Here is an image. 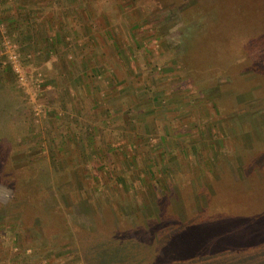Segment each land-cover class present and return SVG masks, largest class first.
<instances>
[{
  "label": "rangeland",
  "instance_id": "obj_1",
  "mask_svg": "<svg viewBox=\"0 0 264 264\" xmlns=\"http://www.w3.org/2000/svg\"><path fill=\"white\" fill-rule=\"evenodd\" d=\"M42 3L70 45L44 116L0 67V264H264V0Z\"/></svg>",
  "mask_w": 264,
  "mask_h": 264
},
{
  "label": "crops",
  "instance_id": "obj_2",
  "mask_svg": "<svg viewBox=\"0 0 264 264\" xmlns=\"http://www.w3.org/2000/svg\"><path fill=\"white\" fill-rule=\"evenodd\" d=\"M54 9V6H50L47 11L42 0H0L1 27H5L8 34L13 32V34L11 33L12 38L14 34L18 36L21 33V38L18 36L20 44H17V48L24 65L26 59L33 58V60H37L38 64L35 66L37 68H33L34 70L32 71L40 72L45 82L43 91H46V83L48 82L53 87V94L57 92L58 84L61 85L62 82L56 80L57 73L48 62L58 56L61 59L62 52L70 45V38L62 24L63 20L68 18L67 15L69 16V13L65 11L60 12L64 13V15H58L59 12ZM74 65L76 70H61L59 78L63 77V75H66L65 77L69 76L68 83L70 87L67 89L68 91L66 89L63 91L66 101H69V106L74 103L77 107H83L85 97L80 94V90L77 87H79L80 78H82L85 70H81L77 63ZM64 80L63 84H66ZM48 94L50 96L51 91ZM55 96L58 97L59 95ZM54 107L58 108L59 106Z\"/></svg>",
  "mask_w": 264,
  "mask_h": 264
},
{
  "label": "built area",
  "instance_id": "obj_3",
  "mask_svg": "<svg viewBox=\"0 0 264 264\" xmlns=\"http://www.w3.org/2000/svg\"><path fill=\"white\" fill-rule=\"evenodd\" d=\"M17 44L6 34L0 40V67L14 76L17 87L23 93L34 116H44L47 108L41 101L44 80L37 71H29L21 58Z\"/></svg>",
  "mask_w": 264,
  "mask_h": 264
},
{
  "label": "trees",
  "instance_id": "obj_4",
  "mask_svg": "<svg viewBox=\"0 0 264 264\" xmlns=\"http://www.w3.org/2000/svg\"><path fill=\"white\" fill-rule=\"evenodd\" d=\"M261 34L263 35L264 33H261ZM258 35H260V34H258ZM248 36H250L251 38H252V37L254 38V37L257 36V35H253V36H252V34H250V35H248ZM20 261L23 262V263H26V262H27V258H26V257H21V258H20Z\"/></svg>",
  "mask_w": 264,
  "mask_h": 264
},
{
  "label": "water",
  "instance_id": "obj_5",
  "mask_svg": "<svg viewBox=\"0 0 264 264\" xmlns=\"http://www.w3.org/2000/svg\"><path fill=\"white\" fill-rule=\"evenodd\" d=\"M6 194V191L0 188V195L4 196Z\"/></svg>",
  "mask_w": 264,
  "mask_h": 264
}]
</instances>
